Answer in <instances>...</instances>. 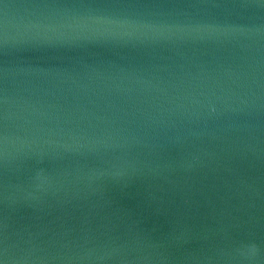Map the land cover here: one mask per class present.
Wrapping results in <instances>:
<instances>
[{
    "label": "water",
    "instance_id": "95a60500",
    "mask_svg": "<svg viewBox=\"0 0 264 264\" xmlns=\"http://www.w3.org/2000/svg\"><path fill=\"white\" fill-rule=\"evenodd\" d=\"M0 264H264V0H0Z\"/></svg>",
    "mask_w": 264,
    "mask_h": 264
}]
</instances>
